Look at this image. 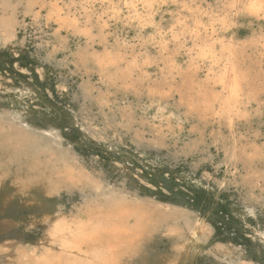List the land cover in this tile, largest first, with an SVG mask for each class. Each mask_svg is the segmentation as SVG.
<instances>
[{"label":"rangeland","instance_id":"374dc122","mask_svg":"<svg viewBox=\"0 0 264 264\" xmlns=\"http://www.w3.org/2000/svg\"><path fill=\"white\" fill-rule=\"evenodd\" d=\"M233 2L0 0V264L110 200L164 216L132 264L201 222L186 264H264V4Z\"/></svg>","mask_w":264,"mask_h":264},{"label":"bare ground","instance_id":"6f19581e","mask_svg":"<svg viewBox=\"0 0 264 264\" xmlns=\"http://www.w3.org/2000/svg\"><path fill=\"white\" fill-rule=\"evenodd\" d=\"M262 2L264 4V0H234L233 9L238 12L243 7L248 6L252 10H255L256 8H259L261 6ZM233 20H234V16H233ZM227 51H228L227 60L225 59L226 60L225 63L227 62L228 65L225 68L223 77H221L222 78L221 83H222V89L226 92L225 95L228 96V100L230 101L234 96L238 94L239 86L236 82V79L234 78L235 72L231 67L232 65H230L231 62L233 61L232 59H230L231 55H233L232 54L233 52H231V47ZM230 60L232 61L230 62ZM227 109L228 108H226V110ZM55 173H57V171L54 172L53 174L48 173V176L50 175L54 176ZM27 183L32 184L33 182L28 181ZM94 205H96L97 209L99 210V211L97 210L98 211L97 223L91 222L92 220L89 221V219H87L89 223L90 222L94 223L93 226L89 224L92 227H90L89 225H87L89 227L84 226L86 225L85 222H87V220L85 222L83 221L85 223V224L83 223L84 225L82 224V222L79 223L78 221L80 219L77 222H75L78 223L76 225L75 223H73L74 225L66 224V222L64 223V221L63 222L58 221L52 224H48L47 232L49 233L51 242L55 246L59 247V251H57V253L55 252L50 255H43L38 259L37 258L35 259L31 255H25L23 261H20V259H16L17 256L15 258L10 256L12 258H9L10 259L8 260L9 264H132L133 259H135L136 256L134 254H137L138 253L137 251H139L140 249L138 243H140V241L144 239L143 234H145V230L149 228L150 225L154 226L158 224L159 221L162 220L164 217L161 216V214L159 215L158 213H152L150 216V214H147V212H145L143 209L141 210L134 208L135 210H130L129 208L130 205H128L127 203L121 200H110L106 206H104L103 203H99V202H97ZM90 210H92V208H90ZM90 218H92V215H90ZM204 227H205L204 223L201 222V223H196L193 227L189 229H187L186 227L184 229L177 230V232H174L176 236L172 242L173 250L166 253L160 252L155 254L150 262L140 258V264L142 263L143 264H186L192 246L197 243L199 239V235L205 229ZM150 229L152 230V228ZM143 241L145 242V240ZM140 244L142 245V243ZM17 255L19 256V254Z\"/></svg>","mask_w":264,"mask_h":264}]
</instances>
